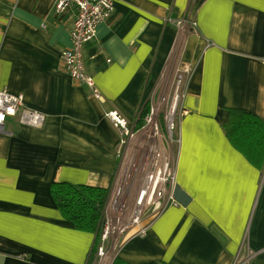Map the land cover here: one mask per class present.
I'll list each match as a JSON object with an SVG mask.
<instances>
[{"label":"crops","instance_id":"crops-1","mask_svg":"<svg viewBox=\"0 0 264 264\" xmlns=\"http://www.w3.org/2000/svg\"><path fill=\"white\" fill-rule=\"evenodd\" d=\"M75 14L0 0V89L42 115L8 117L0 133V264H86L95 235L71 227L49 186L111 188L121 133L107 112L131 121L156 101L161 114L184 66L174 160L189 201L129 230L109 264H231L247 249L264 264V170L221 126L231 108L264 121V0H115L82 52L101 99L63 71ZM183 16L196 27L166 19Z\"/></svg>","mask_w":264,"mask_h":264},{"label":"built area","instance_id":"built-area-1","mask_svg":"<svg viewBox=\"0 0 264 264\" xmlns=\"http://www.w3.org/2000/svg\"><path fill=\"white\" fill-rule=\"evenodd\" d=\"M115 0H52L56 14L69 7L76 11L69 31L70 42L60 52L63 71L73 81L90 89L91 95L101 99V94L94 78L86 71L82 52L84 46L96 35L98 25L114 10ZM179 28H194L196 22L190 17L166 18ZM190 68L179 71L170 101V108L164 115L159 114L156 101L152 102L143 123L137 126L138 112L131 121H127L117 111H109L106 116L120 130V146L117 150V170L109 190L103 211L99 232L96 257L98 264L106 258L109 264L122 238L129 230L135 234H144L151 221L167 207L178 204L173 197L175 182V160L171 144L176 143L175 111L184 91L181 90L184 73ZM169 107V106H168ZM11 109V111H9ZM19 114L21 123L38 126L42 115L24 106L22 94H12L5 88L0 89V133L6 132L8 117ZM139 139L136 144L133 142ZM137 161L136 163H134ZM136 164L139 165L138 183L131 184L135 175ZM253 252L247 249L244 256L236 255L231 264H249Z\"/></svg>","mask_w":264,"mask_h":264},{"label":"trees","instance_id":"trees-1","mask_svg":"<svg viewBox=\"0 0 264 264\" xmlns=\"http://www.w3.org/2000/svg\"><path fill=\"white\" fill-rule=\"evenodd\" d=\"M149 107V103L144 104L137 120V126L142 125L143 117L148 113ZM221 126L232 146L239 150L249 162L260 170H264V121L251 112L231 108L227 120ZM109 189V187L63 181L52 182L49 186L57 209L61 216L71 224V227L95 235L86 264H92L97 251Z\"/></svg>","mask_w":264,"mask_h":264},{"label":"rangeland","instance_id":"rangeland-1","mask_svg":"<svg viewBox=\"0 0 264 264\" xmlns=\"http://www.w3.org/2000/svg\"><path fill=\"white\" fill-rule=\"evenodd\" d=\"M169 104H170V102H169ZM169 104H167L166 106H165V108H163V109H161L160 110V115H163L164 113H167L168 112V110H169V108H170V105ZM169 106V107H168ZM176 114H177V107H176V111H175V124H176V127H177V117H176ZM139 141V139H136L134 142H133V144H136L137 142ZM175 142H173L172 144H171V150H172V152H173V155H174V153H175ZM137 161H135L134 163H136ZM136 170L133 172L135 175L132 177V179H131V184H133V185H136L137 183H138V175H137V171H138V168H139V165L138 164H136Z\"/></svg>","mask_w":264,"mask_h":264},{"label":"water","instance_id":"water-1","mask_svg":"<svg viewBox=\"0 0 264 264\" xmlns=\"http://www.w3.org/2000/svg\"><path fill=\"white\" fill-rule=\"evenodd\" d=\"M173 197L181 205H185L189 201V196L178 185L174 187Z\"/></svg>","mask_w":264,"mask_h":264},{"label":"bare ground","instance_id":"bare-ground-1","mask_svg":"<svg viewBox=\"0 0 264 264\" xmlns=\"http://www.w3.org/2000/svg\"><path fill=\"white\" fill-rule=\"evenodd\" d=\"M105 260H106V258L103 260V262L101 264H104L105 263Z\"/></svg>","mask_w":264,"mask_h":264},{"label":"snow or ice","instance_id":"snow-or-ice-1","mask_svg":"<svg viewBox=\"0 0 264 264\" xmlns=\"http://www.w3.org/2000/svg\"><path fill=\"white\" fill-rule=\"evenodd\" d=\"M9 111H11V109H9ZM0 119H3V117H2V116H0Z\"/></svg>","mask_w":264,"mask_h":264}]
</instances>
